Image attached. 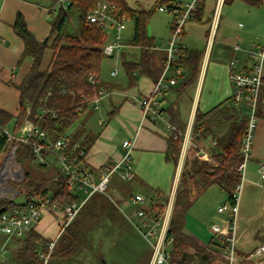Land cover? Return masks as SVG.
<instances>
[{
  "label": "trees",
  "instance_id": "obj_1",
  "mask_svg": "<svg viewBox=\"0 0 264 264\" xmlns=\"http://www.w3.org/2000/svg\"><path fill=\"white\" fill-rule=\"evenodd\" d=\"M97 1L99 0H52L47 12L50 33L46 42L36 37L28 27L24 14L18 11L13 28L24 41L22 58L29 56L32 63L23 79L15 83L20 92L18 114L15 115L0 107V126H6L10 120L15 119L13 132L16 133L24 119H31L46 130L53 140L67 137L70 145L77 140L81 141L83 127L69 135L66 134L67 130L90 109L93 101L100 95L101 89L112 90L116 86L104 81L100 76L102 61L108 55L104 51L108 35L104 25L88 20V14ZM108 1L116 3L120 17H130L135 23L132 38L128 42L121 39L124 45H136L141 49L138 59H129L125 53L122 54V63L127 75L133 80L134 73L139 72L157 81L165 67L167 53L164 50L160 52V64H157L155 39L147 30V22L152 11L132 9L127 0ZM162 1H168L170 6L173 5L171 0ZM242 1L254 6L264 4V0ZM59 2H64L65 6L58 7ZM198 12L194 15L197 16ZM48 49L52 51L51 58L44 66V57ZM200 57L201 51L181 46L175 63L188 67L194 75ZM44 110L46 112L42 114ZM248 119V115L235 107L232 99L228 103L221 102L207 112L196 113L193 124L194 137L198 140L211 137L215 141L211 147L213 158L201 159L195 155L187 157L183 165L168 228V237L173 238L171 250L173 261L191 264L196 257L194 264H213L224 258L223 248L216 247L215 239L206 241L197 234L186 231L184 225L188 211L195 201L196 187L204 190L217 184L227 193V200L235 204L234 192L242 179L241 145ZM95 139L96 136L91 133L85 135L81 145L86 148V152ZM13 144L17 146L16 156L24 168L25 186L21 194L25 195V200L17 202L15 198L0 197V213L18 205H25L32 197H51L52 201H57L61 206L80 200L78 193L72 191L67 178L60 172L56 158L49 157L50 166L40 165L47 167V171L39 170L33 164L35 153L32 146L17 140H14ZM7 145V135L0 131V156L7 149ZM180 149L181 138L170 136L166 158L177 162ZM126 181L128 182L122 178L116 185L119 184L118 186L125 188L130 194ZM111 184L113 179L109 187ZM105 193L95 192L83 203L74 219L60 233L58 239H61L62 247L51 250L47 264H52L50 260L52 257L60 259L71 256L76 259L84 250L91 248L92 242H89L88 231L99 218L116 220L118 208ZM155 208L163 211L164 206L161 204ZM223 227L225 235L232 234L227 222ZM17 239L21 245L14 258L16 264H44L41 252L49 251V243L52 240L44 238L35 229H31L24 238ZM151 253L152 250L147 257V264ZM100 264H105V261Z\"/></svg>",
  "mask_w": 264,
  "mask_h": 264
},
{
  "label": "crops",
  "instance_id": "obj_2",
  "mask_svg": "<svg viewBox=\"0 0 264 264\" xmlns=\"http://www.w3.org/2000/svg\"><path fill=\"white\" fill-rule=\"evenodd\" d=\"M206 1L197 16L193 15L185 22L183 36L180 40L182 47L201 51L197 69L192 75L188 67L181 65L184 70L181 75L177 76V82L170 85L164 91V94L160 96L164 118L149 117L142 121L141 101L152 91L156 81L150 76L139 72H135V78L131 80L126 73L119 79L114 78L106 81L116 86L112 90H106L99 101L100 105L94 106L95 108L93 107L87 117H92L97 112V125L92 128L83 123L77 128H84V136L88 133L96 136L94 143L86 154V161L94 168H100L107 163L120 160L124 154L123 140L136 136V146L132 160L133 177L129 180H132L131 182H126L130 188L132 198L133 185L150 189L151 192L155 193L156 197L149 202V205L143 204L147 208L153 205L154 209L158 210L155 207L161 204L165 208L169 198L175 197L180 182L183 168L180 171L178 161L174 162L166 158L168 139L170 138L168 125L173 123L179 128L186 129L189 126L193 128L198 111L207 112L221 102H230L233 92V84L229 79L230 61L236 60L234 68L238 71L249 70L257 62V59L251 55V50L264 44V4L254 6L242 0H233L228 3L226 12L223 11L220 14L218 23L215 26L213 24L215 4L214 7L207 9ZM44 2L45 0H0V107L15 115L18 114L20 109V92L15 83H19L28 72L32 58L29 56L22 58L24 41L14 31L13 24L18 11H21L30 30L38 39H44L50 33V24L47 17L49 7L44 5ZM225 4L226 2H224L223 7ZM206 9L209 10L207 12L209 15L213 11L212 16H209L207 20L204 19ZM112 27L115 28L114 25ZM254 30L257 31L255 35H253ZM156 45L159 44L156 43ZM236 45H239V48H236ZM123 46L125 45L122 43L116 47L114 54L118 48ZM160 52H163V50L156 48L155 60L157 64H160ZM118 71V68L112 70L111 75L118 76ZM172 73V70L169 71L168 76H171ZM104 99L108 101L109 110L106 106H104V109H100ZM27 107L29 110L30 106ZM12 120L15 123V119ZM26 120L31 119H24V122ZM23 123L20 125L19 130L22 128ZM121 131L124 133L122 141L119 137ZM196 140V148H191L195 150V154L199 152L204 155L203 159H212L211 147L215 141L211 137ZM261 161H264V83L257 108V127L251 156L246 164L244 188L249 183L263 184L264 181L258 172V165ZM122 171L123 168H120L112 178V192H117L118 195L121 193L116 184L118 180L122 179ZM215 186L218 185L213 184L204 190L196 187V192H194L195 201L188 213H192L193 205L196 202L201 203L206 197V193L215 189ZM222 191L224 190L222 189ZM136 193L146 195L139 191ZM124 200L126 201V199H123V202ZM222 202H225L223 196L220 198L218 206ZM126 204L130 207L128 201H126ZM131 205L134 206L135 211L139 206L133 200H131ZM200 211L199 208V213L196 215L199 223L197 229L193 232L206 241L213 238L217 244V236L212 229V225L221 224L224 226L226 222L225 215L222 218L219 217L221 222H218V219H215L214 212H210L211 215H209L205 211L203 213H200ZM215 212L219 213L218 207ZM47 213L48 220L52 218L53 223L59 224L60 231L61 220L58 223V217L54 220L55 215L49 211ZM49 226V222L46 224L41 220L33 229L44 238L53 240V237L56 238L59 233V231L57 233V227L56 231L54 230L49 235H45L41 231V229L47 230ZM263 238L254 242L253 247L264 241ZM7 240L11 242L13 237L5 234L4 241L7 242ZM241 246L238 248L239 251L250 250L244 248V245Z\"/></svg>",
  "mask_w": 264,
  "mask_h": 264
},
{
  "label": "built area",
  "instance_id": "obj_3",
  "mask_svg": "<svg viewBox=\"0 0 264 264\" xmlns=\"http://www.w3.org/2000/svg\"><path fill=\"white\" fill-rule=\"evenodd\" d=\"M206 0H188L185 4H176L168 6L167 9L174 12L172 22V37L168 44H159L155 48L162 49L167 53V60L164 70L155 82L152 91L141 101L142 121L152 118H164L162 114V104L160 96L168 89L170 85L177 82V76L183 73V67L175 63L180 50V40L184 32V24L203 6ZM225 0H215L213 24L218 23L219 12ZM161 9L166 10L163 6ZM125 18L120 17V10L116 3L108 0H99L88 14L89 22L111 24L115 26L114 41L105 44L104 51L108 55L114 54L116 47L120 46L122 34L125 29ZM239 48V45H236ZM251 55L257 59V62L246 71H238L234 68L235 59L230 61L229 79L233 84L231 99L235 107L241 110V106L248 108V124L242 139L241 152L243 162L240 165L242 179L237 184L234 198L235 204L228 200L218 206V212H227L228 217L225 221L228 223V229L231 235H225L224 227L221 224H213L212 229L218 235L220 245L223 248L224 258L218 261V264H264V241L259 242L255 247L244 253H240L236 247V223L239 202V192L245 179L246 164L251 156L254 134L257 127V108L260 100V94L264 83L263 79V62H264V44L253 48ZM172 70V75L168 72ZM106 93L105 89L100 90V95L93 101L95 107ZM46 110L42 114H45ZM170 136L176 139L181 138V149L178 159V166L183 167L188 152L194 143L193 128L189 126L185 130L180 129L177 125L170 123L168 125ZM0 131L7 135L8 147L6 153L3 171L7 164L11 163L12 158L16 156V144L14 140L28 143L32 146L35 153L33 160L35 165L50 166L49 157H54L59 163V170L67 178L73 192H84L86 195L82 200H76L71 204L61 206L57 201H52L51 197L39 198L32 197L25 205H18L9 210L0 213V231L10 237H24L33 229L41 220L43 213L49 211L61 215L62 222L60 231L74 219L83 203L95 192L105 193L114 176L123 168L121 178L130 180L133 177V152L136 144V136L123 140L122 145L124 154L122 158L113 163H107L100 168H94L86 161V148L77 140L70 145L69 138L60 137L56 140L50 138L48 132L42 129L32 120H26L22 128L14 133L7 126H0ZM3 153V154H4ZM196 156L203 159L204 155L196 152ZM83 157V158H82ZM258 172L264 181V161L258 165ZM16 174V173H15ZM264 184V182H263ZM133 202L139 204L136 208L135 215L139 222H134L135 227L142 237L149 243L152 253L149 264H181L172 260V237H168V228L174 207L175 197L169 198L163 211H158L151 207L144 206L145 198L142 194L136 193L132 198ZM133 221V220H132ZM55 241L49 243V251L41 252V257L45 262L48 261L51 250Z\"/></svg>",
  "mask_w": 264,
  "mask_h": 264
},
{
  "label": "rangeland",
  "instance_id": "obj_4",
  "mask_svg": "<svg viewBox=\"0 0 264 264\" xmlns=\"http://www.w3.org/2000/svg\"><path fill=\"white\" fill-rule=\"evenodd\" d=\"M187 1L188 0H171V3L173 5L180 3L185 4ZM229 2L231 1H226L224 7L222 5L223 8L221 7L220 9L219 18L220 14H222L223 11L226 12ZM44 3V5L49 7L52 4V0H45ZM127 3L132 9L151 10L152 13L147 22V30L149 34L154 37L156 43L163 44L165 42L164 44H168V41L173 34L172 22L175 17L174 12L167 9L170 2L162 0H127ZM206 4L207 9L210 7L212 8V6L214 7L215 0H207ZM61 5L65 6V3L59 2L57 4L58 7ZM161 6L166 8V10L161 9ZM207 9L205 10L206 14L204 18L206 20L209 18V16H212L213 12L211 11V14L209 15V13H207L209 10L207 11ZM124 23L125 29L123 31L122 38L124 42H128V40L132 38L135 23L134 20L130 17L125 18ZM104 29L108 35L107 44L112 43L114 41L116 31L115 28H113L109 23L105 24ZM256 33L257 31L254 30L253 35H255ZM140 50L141 49L139 46L126 44L125 46L118 48L114 55H106L101 65V78L104 81H110V79H119L120 77L124 76L126 74V71L122 63V54L125 53L126 57L129 59H138L140 56ZM51 53L52 51L50 49L46 51L43 63L44 66L48 64ZM116 68H118L119 70L118 76L114 77L113 75H111V72ZM104 106H106L109 110L110 106L108 104V101H105V99L101 103L100 109H104ZM93 107L94 104H92L90 109L80 116V118L67 130V135L73 134L74 131L83 123L87 127L89 126L92 128L97 125V112L94 113V116L87 118L93 110ZM241 110L246 115H249L250 113V110L243 105L241 106ZM105 116L107 117V114H105ZM13 126L14 120H10L7 124V127L12 132ZM84 137L85 136L82 134L81 141H83ZM119 137L122 141V139L124 138L123 131L119 133ZM193 140L194 143L192 148H196L195 137L193 138ZM5 155L6 153L0 156V197L8 199L15 198V201L23 202L25 200V195L21 194V191H23L25 186L23 183L24 168L17 158H12L11 163L6 165L7 167L5 168V172L2 173L5 160H10L5 159ZM195 155L196 154L194 149L189 150L188 157H193ZM34 167L39 170L47 171V167L35 164ZM182 168L179 167V170L181 171ZM131 181L128 180V182ZM245 181L246 180L244 179L243 186L239 192V207L237 211V223L235 228L237 249L241 245V247H243L244 245V248L252 249V247L255 245L254 242L264 237V185L255 182L252 184L249 183L244 188ZM118 185L117 187L120 190V195H118L117 192H112L111 187H109L105 193L116 204L118 208V214H116L115 216L116 220L113 221L106 217L99 218L96 224L88 231L89 242H92V245L90 246L91 248H87L86 250H84L76 259L71 258V256H66V258L60 259L52 257V259L50 258L52 264H100L103 260L105 261V264H147V257L151 252V247L135 227L134 222H139V218L135 215L134 206L131 205L132 195L128 194L125 188H121ZM214 188L215 189L209 191V193H206L207 195H205L206 197L201 201V203L196 202L193 205L191 209L192 213L187 214L184 225L186 231L192 233L197 229V224L199 222L196 215L197 213H199V208L201 209L200 213H203V211H205L209 213V215H211V213L214 212L216 217L215 219H218V222H221V218L223 215H225L224 218L228 217L227 212H224L223 214L215 212L218 207V203H220V198L223 196L224 201H226L227 196L226 193L222 191V189H220L218 186H215ZM132 191L133 195L137 191L145 193L146 195L144 196H146V205H149V202L156 197L155 193L151 192L150 189H145L138 185H133ZM78 195L80 196V200H82L86 194L81 191L78 192ZM123 199H126V201L129 202L130 207L126 204L125 200L123 202ZM47 214V212L43 213L42 220L46 224L47 222H49L50 226L47 230L41 229V231L43 232V234L49 235L52 234L57 227L56 230L58 233L59 224L56 225L55 223H53V219L51 217V219L48 220ZM52 214L55 215L54 220L58 217L59 220L57 222L59 223L60 220L62 222L61 215L56 213ZM59 236H55L56 238L53 237L52 241L56 242L53 248L54 250L62 247L60 243L61 239H58ZM216 236V241L218 242L216 247L221 249L222 247L219 244V237L217 234ZM4 237L5 234L0 231V264H16L14 258L16 256L18 248L21 245L20 240H18L17 237H13V240H11V242H8V240L6 242L4 241ZM22 238L24 237H21V239ZM190 251L193 252V250ZM196 260L197 259L195 257L194 260L191 261V264L196 263L194 262ZM218 261L213 264H218ZM47 262L44 261V264H47Z\"/></svg>",
  "mask_w": 264,
  "mask_h": 264
},
{
  "label": "water",
  "instance_id": "obj_5",
  "mask_svg": "<svg viewBox=\"0 0 264 264\" xmlns=\"http://www.w3.org/2000/svg\"><path fill=\"white\" fill-rule=\"evenodd\" d=\"M49 38V35L43 40V42H46Z\"/></svg>",
  "mask_w": 264,
  "mask_h": 264
}]
</instances>
